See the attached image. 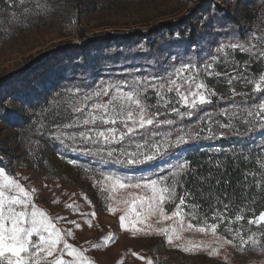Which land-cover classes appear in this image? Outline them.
<instances>
[{
  "label": "snow or ice",
  "instance_id": "1",
  "mask_svg": "<svg viewBox=\"0 0 264 264\" xmlns=\"http://www.w3.org/2000/svg\"><path fill=\"white\" fill-rule=\"evenodd\" d=\"M19 3L23 6L25 0H19ZM36 7L42 10L45 6L38 4ZM24 11L27 13L28 9ZM216 31L218 38L210 42L207 49L191 54L190 50L169 54L155 66L142 65L133 71L125 68L115 77L110 73L99 79L83 78L60 94L63 103L57 104L59 111L50 109L48 116L44 117L50 123L34 130L41 139L46 137L54 146L91 156L98 166L118 164L130 169L149 166L162 173L156 178L142 176L136 180L112 175L101 167L100 178L95 179L94 186L107 194V200L115 202V206L112 203L107 205L108 213L122 212L119 215L122 230L130 231L133 236H162L167 244L182 247L186 252L202 248L199 244L188 247L174 243L182 240L181 233L186 230L210 233L218 247L235 245L238 241L239 247L244 248L259 242L256 232L246 238L244 235L245 214L251 211L247 205L234 216H229L230 203L221 202L222 208H215L209 218L207 214L199 215L198 205L189 206L185 196L177 197L180 185L176 177L182 178L190 167L183 155L187 151L185 146L202 139H216L213 126L222 130L220 139L228 135L236 137L237 143L229 146L235 158L243 156L247 160L253 155L252 145L256 143L251 139L253 136L264 140V95H260L264 93V74L256 79L248 72L252 63L264 59V37L258 40L256 33L241 36L238 30L233 31L226 25ZM236 52L248 54L250 60L245 61L239 71V62L231 72L216 71L218 63L228 64L230 55ZM193 56L198 62L193 60ZM210 77L225 78L232 98L240 96L245 100L243 104L233 103L216 113L227 122L204 111V107L213 103L212 98L217 95L205 82V78ZM235 82L253 85L251 94L236 92L231 87ZM150 92L155 94L154 104L148 103ZM249 100L252 102L248 103ZM165 115L176 119H160ZM184 120L191 123L177 127L178 122ZM204 132L208 135L204 136ZM38 145L39 141L35 144L30 141V151L26 155L34 156ZM256 147L259 149L257 158L264 156V144ZM57 154L63 156L62 153ZM67 163L76 165L77 161L69 159ZM10 166L11 161L0 156V264H94L86 255L88 248L69 242L74 238L73 229H81L82 223L68 220L66 216L51 215L39 204L40 190L34 184L21 182L28 181L29 177L17 178L18 174H10L7 171ZM249 178L254 181V187L264 190V171L259 175L255 171L244 173L245 191L248 190ZM43 187L48 186L45 184ZM83 200L92 206L87 195ZM51 202L60 203L58 198ZM169 204L175 205L170 213L166 209ZM65 208L85 217L83 223L89 228L95 227V211L82 212L75 201L65 204ZM221 225L232 239L218 234ZM247 226L249 229L253 226L264 228V212L249 216ZM113 239L109 232L102 238L103 246ZM99 247L101 244H91L92 249ZM131 254L146 264H153L151 258L136 252ZM208 255H217V248L212 247Z\"/></svg>",
  "mask_w": 264,
  "mask_h": 264
},
{
  "label": "rangeland",
  "instance_id": "2",
  "mask_svg": "<svg viewBox=\"0 0 264 264\" xmlns=\"http://www.w3.org/2000/svg\"><path fill=\"white\" fill-rule=\"evenodd\" d=\"M201 0H25L23 6L19 0H0V82L3 77L18 72L40 57L54 55L56 51L67 43L79 41L80 29L85 38L101 35L109 31H145L149 38L137 39L126 45L110 44L108 51L98 54V59L92 58L91 65L83 64V56L74 54L60 56L50 60L47 67L39 69L30 79L25 88L0 86V156L6 161H11L7 169L10 174L29 177L22 183L34 184L40 190L39 204L53 216H66L68 220H77L82 223L81 229L74 230V238L69 242L76 246H84L89 249L86 253L94 264H146L134 256L136 252L145 258H151L153 264H264V241L258 237L256 245H248L240 248L239 245H224L218 247L213 243L210 233L202 234L195 230H186L181 233L182 240L175 244L191 247L199 244V251H183L182 247H175L166 243L164 237L159 235H132L130 231L120 228L119 215L108 213L107 205L114 201L106 199V193H102L94 186L95 179H99L100 168L106 172L121 177L127 176L139 180L156 178L161 175L157 169L149 166H139L130 169L118 164L98 166L91 156L81 154L79 151L66 150L63 147L54 146L46 137L41 139L36 128L47 126L50 120L44 119L49 110L59 111L58 103H63L60 96L68 87L80 83L83 78L106 77L110 73L115 77L123 69L133 71L139 66L153 65L169 54L184 53L190 50V54L199 49H207L210 42L217 40V29L226 25L236 31L233 24L225 23L214 16L215 4L219 8H227L242 19L245 26V34L256 33L257 39L264 37V0H213L200 16H195L196 24L203 30L202 38L194 43H184L179 35L171 37L164 28L167 22L175 21L181 15H187ZM44 5L42 10L37 5ZM25 9L28 12L25 13ZM39 11V14L37 12ZM94 53V50L90 54ZM198 62L195 56L192 57ZM248 54L240 52L232 53L229 63L220 62L216 65V71L231 72L236 62L240 63L237 71L243 67L245 61H249ZM253 65L261 67L256 72ZM89 70V72H87ZM58 71L57 74H54ZM256 79L264 74V59L252 63L248 69ZM209 88L217 93L213 97V103L204 107L205 112L212 113L215 119L226 121V118L217 116L222 108H227L233 103L243 104L245 100L236 96L232 98L230 86L225 78H205ZM4 88L5 86H7ZM236 92L251 94L253 85H245L235 82ZM260 95H264L261 93ZM148 103H155V94L149 93ZM224 97V99H220ZM259 97L257 98L258 102ZM251 103L252 101H247ZM179 105H177L178 107ZM175 116H161L160 119ZM196 120V117H193ZM235 122V121H234ZM191 121L178 122L177 127L190 124ZM199 124V121H197ZM206 127V125H200ZM217 136L222 131L213 126ZM167 129H161L166 131ZM204 136L208 133L204 132ZM35 144L39 141L35 155H26L30 151L29 142ZM62 153L59 156L57 153ZM77 161L76 165H70L67 160ZM175 163V161H173ZM92 168L94 171L86 172ZM179 181V177H176ZM171 181V177H169ZM48 187H43V185ZM59 185V186H57ZM76 193V196L72 194ZM91 200L90 207L83 196ZM119 195V193L117 194ZM58 198L60 203L51 201ZM73 201L82 212L95 211L93 221L95 227L89 228L83 223L85 217L73 213L65 208V204ZM178 203V199L176 200ZM175 205H166L170 213ZM61 224L64 222L61 221ZM194 223V222H193ZM158 226V225H157ZM111 232L114 239L107 246H103L102 238ZM219 235H221L218 232ZM88 242V243H86ZM98 243L101 247L92 249L91 244ZM206 246V247H205ZM217 248V255L209 256L208 251Z\"/></svg>",
  "mask_w": 264,
  "mask_h": 264
},
{
  "label": "trees",
  "instance_id": "3",
  "mask_svg": "<svg viewBox=\"0 0 264 264\" xmlns=\"http://www.w3.org/2000/svg\"><path fill=\"white\" fill-rule=\"evenodd\" d=\"M213 0H201L198 6L194 7L187 15H181L175 21L167 22L165 29L171 37L179 35L184 43H194L197 39L202 38L203 30L195 23V16H200L199 12H203ZM214 16L221 19L225 23L233 24L240 34H244L245 26L241 23L242 19L227 8H219L214 3ZM80 29L79 41L77 43H67L62 45L54 55L40 57L33 63L27 65L26 68L5 76L0 82V86L9 84L19 88H25L32 77H34L39 69L43 70L50 60H55L60 56H69L81 54L83 56V64L91 65L92 58L98 59V54L108 51L110 44L117 43L126 45L137 39L149 38V34L145 31L118 32L109 31L101 35H95L85 38ZM94 50V53L90 54ZM256 72L261 71V67L253 65ZM89 72V70H87ZM36 73V74H35ZM55 71L54 74H57ZM8 87L5 86L4 88ZM243 131V128H241ZM251 139L256 143L252 145L255 150L253 155L245 160L243 156L235 158L229 151V146L236 144L237 139L228 135L224 139L217 136L214 140L202 139L199 142L185 146L187 151L183 153L189 162V170L183 177H179V187L177 189V197L185 196L189 202V206L196 204L199 206V215L205 214L210 218L215 208L221 207L222 203H230L231 207L228 211L229 216H234L238 210L247 205L251 211L246 212L244 223L245 238L252 232L257 233V237L264 241V228L256 229L254 226L249 229L247 226V218L253 213L259 215L264 212V190L254 187V181L249 178L247 182L248 190L245 191L244 173L255 171L257 175L264 171V156L257 158L259 149L257 144H264V140L253 136ZM95 162V161H94ZM178 199V198H177ZM196 223V221H193ZM211 222V220L209 221ZM221 235L232 239V235L224 231V225L218 229ZM239 245V242H236Z\"/></svg>",
  "mask_w": 264,
  "mask_h": 264
}]
</instances>
